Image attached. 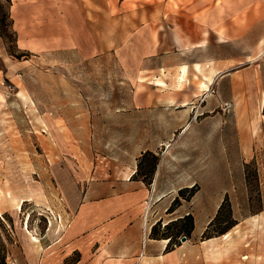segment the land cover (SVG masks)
Segmentation results:
<instances>
[{
  "label": "crops",
  "instance_id": "obj_1",
  "mask_svg": "<svg viewBox=\"0 0 264 264\" xmlns=\"http://www.w3.org/2000/svg\"><path fill=\"white\" fill-rule=\"evenodd\" d=\"M9 17L30 59L60 55L53 60L65 65L64 54L72 52L83 67L115 62L134 85L130 101L112 111L120 141L103 136L106 112L78 110L77 123L63 119L64 129L94 130V144L111 153L92 169L78 159L71 172L64 239L80 251L76 264H182L178 249L167 251V238L147 231L189 213L170 210L180 189L200 185L202 193H218L219 175L209 171L224 157L223 140L221 153L211 144L210 154L205 131L223 130L226 99L237 98L251 115L252 96L264 109V0H11ZM12 57L0 34V59ZM241 75H250V89ZM147 150L160 155L149 183L136 176ZM209 156L215 159L207 168Z\"/></svg>",
  "mask_w": 264,
  "mask_h": 264
},
{
  "label": "rangeland",
  "instance_id": "obj_2",
  "mask_svg": "<svg viewBox=\"0 0 264 264\" xmlns=\"http://www.w3.org/2000/svg\"><path fill=\"white\" fill-rule=\"evenodd\" d=\"M0 9L1 16L9 13L7 0H0ZM8 50L14 56L12 61L0 59V235L8 248V263L76 264L80 251L64 239L70 220L66 214L68 202L75 192L71 189V172L77 168L78 159L92 169L97 163H105L104 157L111 153L110 147L94 144V130H83L82 125L76 131L64 129V120L77 123L82 118L78 110L85 115L89 111L106 112L103 136L120 141V118L112 111L130 101L134 85L124 79L115 62L83 67L74 64L77 56L72 52L64 54L68 60L65 65L53 60L60 55L38 54L30 59V53L20 49L16 40L9 42ZM247 79L250 75L240 76L245 88L250 89ZM246 99L253 112L248 125L252 119L263 125L260 134L251 132L247 149L239 134L237 98L226 99L220 108L223 130L216 133L206 127V139L213 140L208 153H212V145L221 153L223 140V159L219 157L217 167L215 158L209 156L207 166L214 162L209 173L219 175L215 186L218 193H202L198 191L200 185L194 194L176 193L180 202L174 206L179 209L174 216L188 211L195 221L188 237L183 232L176 244L167 248L178 249L174 255L182 264H264V109L255 97ZM208 115L211 126L212 117ZM181 134L178 130L175 137ZM136 149L132 147L129 153L134 154ZM192 156L189 154L188 159ZM223 202L221 216L206 232ZM161 222L156 237L152 234L154 224L147 236L161 237L170 221ZM228 222L235 223L218 234ZM180 227L181 223L174 224L170 232L176 234ZM184 236L187 239L183 241ZM245 255L247 258H243Z\"/></svg>",
  "mask_w": 264,
  "mask_h": 264
},
{
  "label": "trees",
  "instance_id": "obj_3",
  "mask_svg": "<svg viewBox=\"0 0 264 264\" xmlns=\"http://www.w3.org/2000/svg\"><path fill=\"white\" fill-rule=\"evenodd\" d=\"M8 4H10L11 0H7ZM1 10V9H0ZM1 13V12H0ZM8 28V30H7ZM0 34L6 39V41L9 42L10 41H14L16 40V35L14 33V31L12 30V21L10 20L9 17V13H3L2 16L0 15ZM11 39V40H10ZM160 162V155L153 152V151H145L142 153V155L139 157V162H138V170L136 172V176H143L144 181H146L147 183H149L153 176V174L155 173V170L158 166ZM197 186L194 185L192 187H186V188H182L179 190L180 195L181 194H185L187 191H191L193 192V194L196 191ZM187 198V197H185ZM180 202V198L179 196H176L172 206L170 207V210L174 209V206L176 204H178ZM223 207H224V202L220 205L217 214L215 215V217L212 219V221L209 223V226L206 229V232L209 230V227H212L213 225L216 224L217 220L219 219V217L222 214L223 211ZM231 215V214H230ZM194 216L192 213H188L186 214L184 217L182 218H178L177 220H172L169 223L166 224V228L163 230L162 234L160 235L161 237L159 238H167L169 239V243L167 245V248H169L170 246L176 244V240H178V238L181 236V234L184 232L185 235L187 234H191L192 231L195 228V223H194ZM181 223V227L178 229V232L176 234L171 233L170 229L174 224H179ZM235 222H228L227 225H225V227H222L221 230L219 231L218 234H222L225 233L228 229H230ZM162 224L161 221H158L156 224L153 225L152 228V234L156 237L157 235V228ZM205 232V233H206ZM188 237V235H187ZM206 237H212V235L210 236H206ZM8 248L7 245L5 243V241L2 239L1 235H0V264H9L8 263Z\"/></svg>",
  "mask_w": 264,
  "mask_h": 264
},
{
  "label": "bare ground",
  "instance_id": "obj_4",
  "mask_svg": "<svg viewBox=\"0 0 264 264\" xmlns=\"http://www.w3.org/2000/svg\"><path fill=\"white\" fill-rule=\"evenodd\" d=\"M159 82H160V80H159ZM236 106H237V112H238L239 121H240V124H239V126H240L239 127V129H240V136L242 138V143L245 145V148L247 149L248 143L250 142V134H251V132L254 133L255 135L260 134L263 125H261L259 123H256L255 121H253L254 119H252L251 124L248 125V119H250V117L253 114L250 115L249 113H247L246 108H245V105L244 104H241L240 101L237 102V105ZM28 233H30V232H28ZM167 241H168V239H167ZM247 256L248 255H245V256H243V258H247Z\"/></svg>",
  "mask_w": 264,
  "mask_h": 264
},
{
  "label": "water",
  "instance_id": "obj_5",
  "mask_svg": "<svg viewBox=\"0 0 264 264\" xmlns=\"http://www.w3.org/2000/svg\"><path fill=\"white\" fill-rule=\"evenodd\" d=\"M186 239H187V237H186V236H184V237H183V241H184V240H186Z\"/></svg>",
  "mask_w": 264,
  "mask_h": 264
}]
</instances>
